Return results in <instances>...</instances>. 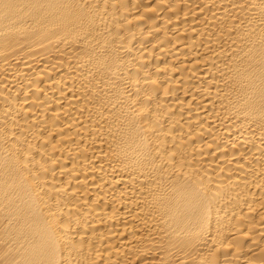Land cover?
Returning <instances> with one entry per match:
<instances>
[{
	"label": "bare ground",
	"instance_id": "6f19581e",
	"mask_svg": "<svg viewBox=\"0 0 264 264\" xmlns=\"http://www.w3.org/2000/svg\"><path fill=\"white\" fill-rule=\"evenodd\" d=\"M0 264H264V0H0Z\"/></svg>",
	"mask_w": 264,
	"mask_h": 264
}]
</instances>
